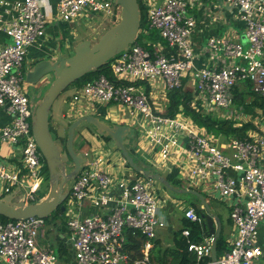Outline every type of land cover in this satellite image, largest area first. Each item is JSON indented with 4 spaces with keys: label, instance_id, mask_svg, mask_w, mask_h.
I'll return each instance as SVG.
<instances>
[{
    "label": "built area",
    "instance_id": "2783aa9c",
    "mask_svg": "<svg viewBox=\"0 0 264 264\" xmlns=\"http://www.w3.org/2000/svg\"><path fill=\"white\" fill-rule=\"evenodd\" d=\"M142 1L147 7L148 28L156 30L175 54L145 49L136 38L112 59L111 76L100 74L74 84L73 92L64 97L68 105L65 121L99 115L102 106L126 107L139 126L134 148L140 156L151 155L157 165L176 169L181 188L197 189L208 199L227 204L235 237L217 264H259L261 252L255 240L264 220V104L253 106L256 116L251 119L238 108L235 91L242 96L247 91L245 98H264V0H224L237 9L245 41L225 33L209 37L198 51L193 40L196 22L189 9L202 0ZM41 2L0 0V28L11 39L0 47V106L12 116L0 130V140L10 146L11 158L17 160L0 162V183L3 193H12L24 203L42 198L44 181V160L31 131L37 103L25 90L23 71L28 47L45 33ZM55 8L56 17L64 21L92 19L102 13L112 16L114 22L120 14L113 0H56ZM145 30L142 27L139 33ZM186 78L194 93L190 108L201 113L215 111L236 126L250 122L254 128L244 137L221 141L198 126L182 105L169 115L168 93L184 87ZM244 103L249 101L244 99ZM104 116L112 121L109 113ZM85 137L90 143L93 138L104 141L96 132ZM90 146L82 152L86 160L66 189L67 231L60 236L66 237L70 254L62 257L41 242L47 236L45 218H0L1 264H151V239L167 225L160 215V188L154 179L135 172L117 177L106 167L108 160L95 156V146ZM86 202L97 211L84 213ZM184 216L201 221L193 206L184 209ZM128 235L145 237L141 257H132ZM182 235L188 236L189 229L184 228ZM213 241V234L204 235L199 242H189L188 250L199 261L210 256Z\"/></svg>",
    "mask_w": 264,
    "mask_h": 264
},
{
    "label": "water",
    "instance_id": "95a60500",
    "mask_svg": "<svg viewBox=\"0 0 264 264\" xmlns=\"http://www.w3.org/2000/svg\"><path fill=\"white\" fill-rule=\"evenodd\" d=\"M113 1L120 7L119 17L98 37L96 42L83 39L76 44L72 55L61 56L54 61L40 60L25 72V82L30 85L39 83L47 75L52 77L48 89L43 94L41 92L37 94L39 99L31 118V131L48 169L49 190L45 197L33 203L15 200L12 193L0 196V216L11 220L28 217L47 218L57 208L64 211V200L67 197L65 185L76 178L86 160L84 153H77L74 149L75 131L82 122H86L94 126L97 134L110 138L113 148L120 150L121 155L135 173L160 181L170 191L178 194H191L199 199L202 206L199 216L205 235L213 234L214 236L210 259L212 264H217V239L220 236L219 217L213 216L208 201L200 191L173 188L160 173L151 172L135 163L127 148L130 142L129 135H134L133 128L128 125H110L96 116L88 115L69 124L64 144L51 132L50 110L59 95L86 73L101 68L117 54L127 50L138 36L140 30L138 0ZM69 161L72 164H69ZM215 220L218 221V228L214 226Z\"/></svg>",
    "mask_w": 264,
    "mask_h": 264
},
{
    "label": "crops",
    "instance_id": "0c3cea01",
    "mask_svg": "<svg viewBox=\"0 0 264 264\" xmlns=\"http://www.w3.org/2000/svg\"><path fill=\"white\" fill-rule=\"evenodd\" d=\"M11 1H14V0H11ZM156 1H160V0H156ZM55 7H56V0H42V2H41V9L44 12L45 18H46L45 33L41 38H39L37 41H35L33 43V45L28 47L27 55H26V58H25L24 63H23L24 74L26 71L31 69L32 66L36 62H38L40 60L47 59V60L54 61L58 57H61V56L68 57V56L72 55L76 44L83 39H88V38L84 37V38H80V40H77L75 38L74 33L69 34V35H65L66 33H64V31L61 28H59L56 24H54V22L63 21V22L67 23V22H71V21H64L62 19H60L61 20L60 21L59 19H57ZM189 12L191 14H193V16L195 18V22H196V26H195V29L193 31V40H194V44L196 46L197 51L203 45H205V42L209 37L222 36L225 33L227 35H229L232 39L241 40L242 42L245 41V38L243 35L244 23L238 19L237 9L233 6H231L230 4L226 3L224 0H202L198 3H196L195 5L191 6L189 9ZM62 28H63V26H62ZM145 29L146 30H145L144 34L145 35L148 34V36H150V32L153 29H149L148 26ZM155 32H157V31L155 30ZM67 33H70V32H67ZM157 34H158V32H157ZM143 40L146 41V44L148 45V47H144L142 44H140V45L145 49H148L150 51L160 50L162 53H165L168 55L175 54V50L173 48H170L164 42V40L162 38H160L159 35H158V38L156 40H151V38H149V37H146ZM10 41H11V39L0 28V47L3 46L4 44L9 43ZM201 60L204 62L203 58H201ZM49 79H51L50 75H47L39 83L34 84V85H30V84H27L25 82V90L27 93H28L27 90L29 87L34 89L33 91L35 93H33L32 95L28 93L34 102L37 103L36 98H37V94L40 93V90H41L40 85L44 86L49 81ZM148 88L149 87H147V89ZM184 88L186 90L190 91L194 95L193 86H192L191 80L189 78H186L184 80ZM155 91L156 90H153V94L156 95ZM247 95H248V93H246V95L243 96V99H247L249 101V103L247 104L248 107L244 111L248 114V116L251 119H253L256 116L255 115L256 110L254 111L253 106L260 105V104H253L252 103L254 97H256V96L251 95L248 98H245ZM235 96H236V98H238V101L240 102L239 98L242 96V93L238 94V92L235 91ZM64 97L65 96H62L60 98V100L53 103L51 110H50V115H49L50 127L52 129V133L55 132V135L57 136V138H61V139H64L63 138L64 133H65L64 127L66 124V121L64 118V109H62V104H64ZM99 112H100L99 115L95 114L96 116H98L99 119H102L105 122H108L110 125H115V124L116 125H128L129 127L133 128L134 135H135L136 130L139 126L137 125V122L132 121L133 118L130 116L126 107L121 106V105H117V104H111L109 106H104V107L102 106L101 109L99 110ZM108 113L111 116L112 121L107 120L106 116H104L105 114L107 115ZM11 119H12V116L10 115V113H8L6 108L4 106H0V130L5 125L9 124L11 122ZM113 120L115 122H113ZM248 124H250L248 130L254 128L252 123L248 122ZM262 127H264V122L262 123ZM248 130L246 131V133L248 132ZM66 132H67V130H66ZM65 135H66V133H65ZM134 135H133V138H134ZM91 140L94 141V139H91ZM104 142L105 141H103V143ZM131 143H132V140H130L129 144L127 145V148H129V146H131ZM90 147L91 146H87V148L85 150L88 151ZM11 150L12 149L10 148V146L1 142V140H0V162L7 163V164L16 163V161H17L16 157L11 158V154H12ZM143 156H145L147 159L151 155H149V156L143 155ZM122 159H123V157L121 158V160L119 161V164H118V167H121V168L117 167V169H119V170L121 169L120 175L119 174H115V175H119V177H122L124 175L130 176V175L134 174L129 169V167H124V164H122V161H123ZM150 159H151V161H153L152 158H150ZM108 161H109V159H108ZM108 161L106 162L107 164H105V165L108 168V170L110 169V171H111L112 166L110 165V162H108ZM117 169H115V170H117ZM158 169H159V171H152L151 170V172H157L163 176L164 172L169 171V169L163 168L162 164L158 165ZM154 180H155V182L158 181L156 179H154ZM158 182L164 187V188H160V186L157 185L160 188V191L161 190L163 191L162 194H159V192H158L159 198L162 200V204H161L162 206L160 208V215L165 219V221L167 222V225L165 227L159 228L153 239L158 241L159 246L168 247V246H171L173 243V233L181 228V223H182V219L184 216V209L187 208L188 206H193L192 203H196V204L198 203L199 209L201 211L202 206L200 204L199 199L197 201V199L195 198L196 196L191 195V194H180V195H182V196H180L181 198L177 197V196H175V194H178V193L170 191L160 181H158ZM2 188H3V185L0 183V196L5 195L2 192ZM200 192L205 196L206 200L208 201V204L210 206V210H211V213L213 214V216L219 217L217 208L214 207L210 203V201H212V200L216 201L217 199H212V200L210 199V201H209L208 197H206V195L202 191H200ZM184 195H189V196L185 197ZM217 201L221 202L228 209V206L225 202L220 201V200H217ZM84 207H85L83 209L84 213H90V212L97 211V209L92 207L88 202L85 203ZM101 211H102V209H101ZM176 212H178V213L176 214ZM219 219H220V227H219L218 221H216V220L214 221V226H215V228L216 227L220 228L219 233L223 237L225 244H227V246H229L230 241L235 237V228H234V226L230 220L229 210H228L227 223L225 226H224V223L220 217H219ZM58 233L59 232H56V234H58ZM60 238H61L60 240L66 241V237L63 238L62 236H60ZM153 239H151V241ZM41 242L43 244L50 245L52 248L55 247L54 249H56V247H58L57 246L58 243H57V241H55V237L52 240H50L48 237L47 238L44 237V239ZM66 244L68 245L67 241H66ZM255 244L261 252L260 257L258 259V263L264 264V220L262 221L261 225L259 226V230H258V234H257L256 240H255ZM151 246H152V244H151ZM69 254H70V252H69ZM61 256L65 257L63 255H61ZM208 257L210 258V256H208ZM218 257L219 256H217V258ZM208 262H211V259L209 261H207L206 263H208Z\"/></svg>",
    "mask_w": 264,
    "mask_h": 264
},
{
    "label": "trees",
    "instance_id": "16d2710c",
    "mask_svg": "<svg viewBox=\"0 0 264 264\" xmlns=\"http://www.w3.org/2000/svg\"><path fill=\"white\" fill-rule=\"evenodd\" d=\"M139 8H140V28L144 27L147 28V7L144 5L143 1L138 0ZM149 37L151 40H156L158 38L157 32L155 30H151L150 36L145 35L143 33H139L137 37V41L139 44H142L144 47H148L146 44V41L143 39ZM112 59L109 60L105 65H103L101 68L97 70L90 71L83 75L81 78L77 79L73 84H81L85 81H88L90 79H93L100 74H104L106 76L110 75V63ZM96 75V76H95ZM169 98V107H168V113L169 115H173L177 110L179 105L183 106L184 112L189 115L192 120L198 125L203 126L208 132H210L212 135L216 137H220L222 140H227L230 137H244L246 135V131L249 129L250 124L245 123L241 126H236L232 122L225 121V120H217L208 117L207 115H204V113H201L200 111H196L189 107L188 102L192 98V93L188 90H186L184 87H180L178 89L172 90L168 93ZM240 101L242 102L243 96H241ZM253 104H264V98H257L254 97ZM51 129V127H50ZM52 132V129H51ZM53 134V133H52ZM54 136V135H53ZM56 138V137H55ZM107 142L110 141L109 137H102ZM58 140H63L61 138H56ZM130 155L133 157L134 161L135 159H139L140 162H136L138 165L148 168L150 163H147L146 160H141L140 155L135 153V150L132 146H129L128 148ZM143 158V157H142ZM144 159V158H143ZM128 165V163H127ZM128 167H130L128 165ZM151 170V169H150ZM43 175L44 180L48 181V169L44 162L43 166ZM163 176L165 179L169 182V184L173 188H181L182 183L178 178V174L176 169H171L170 171H166L163 173ZM45 195V194H44ZM180 195V194H178ZM182 196V195H180ZM198 201V198L195 197ZM193 207L195 208L197 214L199 215L200 209L198 206V203H192ZM2 220H9L3 216H0ZM46 219V222L50 224L48 219L53 220V225H55V229L58 234H55V241H57L56 250L59 254L67 257L69 255V248L66 244V241L60 240L59 234H65L67 231L66 225H65V215L64 211H61L60 208H57L52 214H50ZM57 219H60L59 222H57ZM52 224V223H51ZM184 228L189 229V235L183 236L182 230ZM205 235V231L202 227V223L199 221L192 222L189 221L185 216H183L181 228L178 229L176 232L173 233V243L171 246L168 247H161L159 246V243L157 240H152L151 244L152 246L149 249L148 252V259L151 264H205L207 261L210 260L209 257H204L200 259L199 261L196 258V255L193 251L188 250V243L189 242H199L202 240L203 236ZM64 238V237H63ZM145 237H133L131 235H128V241L130 242V248L134 250V254L132 255L133 258H139L142 256V246L144 243ZM228 249L227 244H225V241L223 237L220 235L217 239V256H220L223 252H225ZM128 264H134L133 261H131Z\"/></svg>",
    "mask_w": 264,
    "mask_h": 264
},
{
    "label": "rangeland",
    "instance_id": "374dc122",
    "mask_svg": "<svg viewBox=\"0 0 264 264\" xmlns=\"http://www.w3.org/2000/svg\"><path fill=\"white\" fill-rule=\"evenodd\" d=\"M142 1V0H141ZM57 19L60 20L59 17H57ZM113 17L112 16H104L102 15V13H99L97 14L96 16H94V18L90 19V18H76V19H73L71 22H54V24H56L59 28H61L64 33H66L65 35H69V34H72L74 33L75 35V38L77 40H80V38H88L91 42H96V40L98 39V37L106 30L108 29L111 25L114 24L113 22ZM63 26V28H62ZM71 30V31H70ZM67 32H70V33H67ZM96 76V75H95ZM51 79H49V81L44 85H40V92L41 94H43L49 87V83L50 81L52 80V77L50 76ZM73 87H74V84H71L69 85L60 95L59 97L55 100V102H57L58 100H60V98L62 96H67L69 95L70 93L73 92ZM34 89H32L31 87L28 88V93L29 94H33L35 93L33 91ZM247 93V91H245L243 93V96H245ZM38 97L36 98V101H38ZM236 106V105H235ZM238 108L241 109V110H245L248 105L246 103H244V99L242 100V102L240 101L239 104H237ZM62 109H64V113L67 112V109H68V105L66 103V101H64V104H62ZM204 115H207L208 117L210 118H213V119H217V120H225V121H229V122H233V120L231 119H224L222 118L221 116H219L215 111L213 112H208V113H204ZM102 120V119H101ZM103 121V120H102ZM70 124V121H66V124H65V127H64V131L66 133V130H67V127L69 126ZM96 132L94 126L92 124H89V123H86V122H82L80 124V126L77 128V130L75 131V137H74V149H75V152L77 153H81V152H84L85 149L87 148V146H90L91 143L93 144V146H95V149L93 151V154L95 156H99L101 155L103 158L105 159H109L110 161V165L112 166L111 168V173H113L114 175L115 174H119L120 175V170L117 169L118 167V164H119V161L121 160V158L123 157L121 155V152L119 149L115 150L113 148V145H112V141L111 142H107L106 140H104L105 142L103 143V141H101L100 139H94V141H91V143L86 139L85 136H88V134H91V136ZM64 133V136H63V140H60L62 141V143L64 144L65 143V135ZM54 137L57 138V136L55 135V132L53 133ZM102 137V136H101ZM133 136H130L129 135V139L132 140V143H131V146L134 148V143H135V139L136 138H133ZM96 143V144H95ZM135 150V153L139 155V153H137V150L134 148ZM17 153L20 154V150H17ZM144 159H143V158ZM140 157L141 160H146L147 163L150 162L148 168H150L152 171H159L158 169V165L151 161V159L148 157L146 159L145 156H142ZM136 162H140V160L138 159H135ZM141 163V162H140ZM118 168H121V167H118ZM117 169V170H115ZM129 169L134 172L131 167H129ZM149 169V170H150ZM110 170V169H109ZM119 175H116L117 177H119ZM72 184V181H68L65 185V188L68 189L70 188ZM156 184L158 186H160V188H164L158 181H156ZM48 190H49V184H48V181H43L41 187H40V197H45V195H47L48 193ZM159 194H162V190L158 191ZM6 194V193H4ZM45 194V195H44ZM175 196L177 197H180V195L178 194H175ZM185 197H188L189 195H184ZM181 198V197H180ZM183 198V197H182ZM212 200V199H211ZM210 201V199H209ZM210 203L217 208L218 210V214H219V217L221 218V220L223 221L224 223V226L226 225L227 223V217H228V209L225 205H223L221 202L219 201H210ZM178 212H176L177 214ZM52 214V213H51ZM64 215H65V220H66V213L64 212ZM50 224L47 223V229H46V233H47V236L46 238L48 237L50 240H52L54 237H55V234H56V227L55 225H53V220L51 219H48ZM60 219H57V222H59ZM52 223V224H51ZM52 238V239H51ZM55 248V247H54ZM53 248V249H54ZM56 251V249H54ZM57 253V251H56Z\"/></svg>",
    "mask_w": 264,
    "mask_h": 264
},
{
    "label": "flooded vegetation",
    "instance_id": "af4514ba",
    "mask_svg": "<svg viewBox=\"0 0 264 264\" xmlns=\"http://www.w3.org/2000/svg\"><path fill=\"white\" fill-rule=\"evenodd\" d=\"M69 164H72V162L71 161H69ZM70 169H71V167H69Z\"/></svg>",
    "mask_w": 264,
    "mask_h": 264
}]
</instances>
